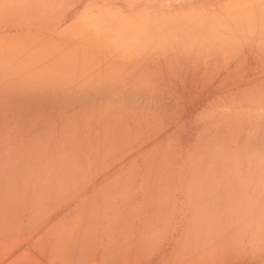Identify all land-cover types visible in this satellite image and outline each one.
I'll return each instance as SVG.
<instances>
[{
    "label": "bare ground",
    "instance_id": "6f19581e",
    "mask_svg": "<svg viewBox=\"0 0 264 264\" xmlns=\"http://www.w3.org/2000/svg\"><path fill=\"white\" fill-rule=\"evenodd\" d=\"M157 1L0 0V250L264 264V0Z\"/></svg>",
    "mask_w": 264,
    "mask_h": 264
},
{
    "label": "rangeland",
    "instance_id": "374dc122",
    "mask_svg": "<svg viewBox=\"0 0 264 264\" xmlns=\"http://www.w3.org/2000/svg\"><path fill=\"white\" fill-rule=\"evenodd\" d=\"M142 1H145V0H142ZM181 1H183V0H158L155 4L153 3V4L151 5L150 8H152V7L155 8L156 6H159L160 3H161V4H167V5H170V4H172V2L175 3V2H181ZM155 63H156V62H153V67L155 66ZM156 64H157V63H156ZM149 66H150V65H148V67H149ZM151 66H152V65H151ZM151 66H150V67H151ZM153 67H151V68H153ZM158 76H159V75H158ZM157 83H161V82L157 80ZM18 232H19V230H18ZM18 232H17L16 238H15L14 241L11 243V247H10L9 249L0 250V264H18V263L21 264V263H22L21 259H22V256H23V255L27 256L26 258H25V256H24V260H23V262H24V261L27 262L26 264H30V263H31L30 261H27V260H29L28 258H30V259L33 258L32 261H33V260H34V261H33L31 264L36 263L38 260H39L40 262L38 261L36 264H49V263L52 262V260H53L52 264H54V263H55L54 261H57V260H58V259H56V257L53 256V254H52V246H51V245L53 244V240H52L53 238H51V239H50V238H47V235H49L48 237H54V236H53V235H54L53 233H50V234L48 233V234H45L46 236H42L43 239H46V238H47L45 241L41 238V240H43L42 243L45 242V243H47L46 245H48V244L50 243L48 246H45V244L43 243L44 246H42V247H45V248L47 247V248L44 250V248L40 247L41 242L39 241V238H38V239L35 238L34 241L31 240V239H33V238H31V237H34L32 234L29 235L31 232L28 231L29 233L26 234L27 231H24V229H23V231H20L21 233L19 232L20 235H18ZM22 232H23V233H22ZM21 234H22V237H21ZM23 234H24V235H23ZM51 235H52V236H51ZM49 239H50V241H51V240H52V241L50 242ZM38 242H40V243H39L40 245L38 244ZM48 242H49V243H48ZM21 243H22V244L25 243V244H23L24 247H23V246L21 247V245H22ZM32 243H34L35 245H33ZM20 244H21V245H20ZM28 244H29L30 246H32V245H33V246L30 247ZM31 244H32V245H31ZM26 245H27L29 248H28ZM37 245H38V247H37ZM50 246H51V247H50ZM39 247H40V248H39ZM16 248H17V249H16ZM19 248H20V249H19ZM26 248H27L28 250H27ZM33 248H34L35 250H34ZM37 248H38L39 250L43 249L42 252L40 251V252L42 253V255L40 254V252H39V250H38ZM21 249H23L22 252H24L25 254H22V255L19 254V251H20ZM26 250H27V251H26ZM17 251H18V252H17ZM29 251H30L31 253H30ZM35 251H37V252H35ZM43 251H45L46 254H44ZM49 251H50V252H49ZM124 251H125V250H124ZM124 251L119 252V254H116V255H118L117 257H116L115 254H114V257H112L114 261L112 260V262H111V259H112V258H111V257H108L109 259L111 258L110 260H108V261H109V264H114V262H115V264H116V263H117V259H119V258H120V259H119V261H118V264H120L122 261H123V262H122L121 264H124L125 262H126V263L129 262V261L131 260V254H132V253L130 254V257H129L127 254L130 253V252L125 251V252H126V255L129 257V258H128V257L126 256V257L128 258V259H127V258H125V256H124V255H125V254H124V253H125ZM123 252H124V253H123ZM2 253H3V254H2ZM17 253H18V255L16 256ZM20 253H21V251H20ZM29 253H30V256H29ZM32 253H33L34 255H33ZM120 253H122L123 255H120ZM31 254H32L33 256H32ZM43 254H44V256H43ZM48 255H49V256H48ZM14 256H16V257H14ZM18 256H20L21 258L18 257ZM35 256H36V260H37V261L35 260ZM121 256H122V257H121ZM48 257H49V259H48ZM91 257H92V256H91ZM91 257H90V258H91ZM115 257H116V258H115ZM17 258H18L19 260H17ZM90 258H89V259H90ZM92 258H93V257H92ZM123 258H125L126 260L124 261ZM143 258H144V256H143V255H140V261H141V259H143ZM89 259H88V260H89ZM121 259H122V260H121ZM49 260H51V261L49 262ZM61 260H62V261H61ZM120 260H121V262H120ZM19 261H20V262H19ZM35 261H36V262H35ZM65 261H66V260H64V259H60V258H59V260L57 261L56 264H71V261H70V262L68 261L67 263H66ZM149 261H150V262H148V263H142V264H149V263H151V264H155L154 261H153V259H152V260H149ZM17 262H18V263H17ZM29 262H30V263H29ZM92 263L94 264V262H92ZM77 264H78V263H77ZM98 264H104V263H101V262H100V263H98ZM107 264H108V262H107Z\"/></svg>",
    "mask_w": 264,
    "mask_h": 264
}]
</instances>
